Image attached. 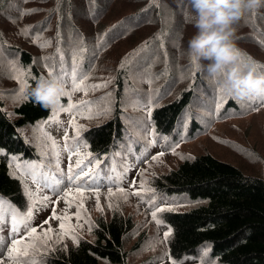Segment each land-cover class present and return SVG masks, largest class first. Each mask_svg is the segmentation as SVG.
<instances>
[{"label":"rangeland","instance_id":"obj_1","mask_svg":"<svg viewBox=\"0 0 264 264\" xmlns=\"http://www.w3.org/2000/svg\"><path fill=\"white\" fill-rule=\"evenodd\" d=\"M109 2V6L112 5L108 12L105 11L107 14L102 24L92 20L87 22L85 18L80 23L82 29L78 35L74 33L64 36L60 27L61 22L58 24L62 17L57 12V0H28V2L0 0V11L4 9V13L0 15L2 43L5 46L11 45L29 50L35 63L45 74H47V68L54 67L59 80L66 85L68 94L63 97L61 106L54 110L48 120L23 129L27 142L41 160L40 165L33 162L19 163L12 159L11 174L33 184L30 173L33 172V176L39 175V171L43 170L52 173L54 165L62 168L65 174L80 170L77 173L80 174V178L94 179L101 165L114 163L119 171L111 175L107 183H102L100 177L97 182H94L95 187L91 190L79 188L82 193L83 210L76 207L81 202V198L80 193L76 191L74 181L60 180L62 183L57 185L56 191L60 195L50 194L44 188L37 187L35 190L32 185L27 186V194L28 190H31L36 200L35 211L38 214L33 212L37 216L35 227H38L41 232L49 228L59 232L61 221L51 220L52 213L55 212L60 216H71L72 219L69 221L71 225H81L75 229L78 240L84 238L91 240L94 239L92 232L97 219L103 218L104 221H110L115 216H129L136 227L125 240L126 264H169L166 258L169 237L165 239L166 231L152 220V210L147 209L146 202H141L135 195H129L127 200L114 196L111 198L113 206L109 207V193L117 192V185L122 186L119 173L126 177L127 184L122 186L125 190H133V182L136 185L135 190H139L140 185L145 181L146 187L152 189V182L157 177L177 168L184 160L210 153L218 159L240 167L247 174L264 178V95L241 100L229 95L220 86L212 93L217 96L212 98L216 110L215 120L211 119L213 115L209 114L210 112H204L201 116L197 115L202 122L203 131H197L191 139L183 136V139L177 142L173 139L168 141L166 137L151 132L146 109L140 111L138 98L151 102L153 108L160 103L157 102L159 95L165 98L167 90L163 91L166 82L164 79L171 74L172 70L169 64L172 59L169 57L170 51L167 47L171 33L167 22L164 23L163 31L151 23L144 24L138 29L130 27L124 36L114 31V41L105 40L108 29L114 23L123 20L124 16L134 9L129 0H109ZM145 3L165 7L164 0H146ZM52 10L56 11V14L51 13ZM22 12L31 14L21 15ZM69 13L73 19L74 14L71 9ZM54 17L59 21L56 22ZM54 22L57 24L56 31ZM71 24L72 21H69L67 26ZM187 31L180 40L175 42L178 46L175 51L178 60L181 56V66L178 65L180 66L177 68L178 71H174L178 73L180 86L171 91V95L166 97V102L177 97L183 87L186 88L195 80V73L201 71L194 58L189 57L188 49L184 47L190 39V31ZM155 41L165 54L167 60L165 65L161 63L159 57L154 59L151 55H143L144 52L151 50ZM54 50H58L57 55L50 57ZM253 54L263 58L264 61L263 51L254 50ZM85 58L87 61L84 62ZM243 58L252 60L249 55H244ZM185 59H188V63H185ZM26 71L27 69L21 68L17 59L0 58V89H2L0 102H3V109L10 116L14 107L22 101L23 83L28 78ZM77 84L81 85L79 89L74 88ZM119 97L120 101H117ZM236 99L240 102L238 111L233 109L222 114L223 106ZM212 100L209 99V104ZM71 105H75L72 111H64ZM120 110L134 115L128 121L132 126L130 129L133 133L135 132L136 142L141 144L147 152L140 155L139 159L130 152L122 156L118 153L117 157L99 155L94 163L96 158L91 157L92 154L87 149L86 134L89 131L92 132L96 126L114 118L117 115L116 112ZM73 122L79 127V132L77 127L73 126ZM153 140L154 144L151 143ZM160 153L164 154L160 156ZM152 157H158V160ZM113 159L116 162H112ZM31 160H33L32 156ZM77 164L80 166L77 167ZM126 170H128L127 173H125ZM91 183L93 185V182ZM23 184L27 185L26 182ZM66 192L70 193L71 207L64 199ZM149 192L151 191H144L141 195L144 196ZM96 193L99 194L98 201ZM44 194H49L50 201H58V203L49 202L41 205L39 201ZM98 206H102L103 211L97 210ZM193 206L191 201L185 200L181 206L168 209L187 210ZM77 212H82V215L90 218L91 224L87 220H77ZM46 219L51 221L50 224H43ZM0 238L5 239L1 232ZM11 240L4 241L10 246ZM70 244L76 243L67 237L62 242L49 240L46 246L39 249L35 258L40 261L44 254L64 251ZM2 264H12V262L5 258ZM100 264L112 263L101 261ZM186 264H200V261L189 260ZM213 264L218 263L215 261Z\"/></svg>","mask_w":264,"mask_h":264},{"label":"trees","instance_id":"obj_2","mask_svg":"<svg viewBox=\"0 0 264 264\" xmlns=\"http://www.w3.org/2000/svg\"><path fill=\"white\" fill-rule=\"evenodd\" d=\"M145 1L129 0L134 6L133 11L108 29L105 40L114 41V31L124 36L130 27L138 29L144 24L154 23L163 31L164 23L167 22L171 33L167 47L170 51L169 57L173 61L168 62L172 70L164 79L166 82L163 91L166 89L167 94L164 99L159 95L157 102L160 103L152 109L149 122L156 133L177 139L185 131L190 133L199 130L202 122L197 115L201 116L204 112H210L212 115L215 113L212 98L217 96L212 93L217 91L220 85L218 82L213 83L203 71H198L190 85L183 87L177 97L166 102V97L171 95V91L180 86L178 73L174 72L181 66V56L178 60L175 52L178 46L175 42L180 40L187 30L190 31V38L195 32L190 16L191 9L187 6L186 0L185 5L180 7H177L176 0L171 2L164 0L165 7L146 4ZM109 3V0H57V12L62 19L60 21L58 18L54 19L56 22L59 21L58 24L61 22L60 27L64 36L74 33L78 35L82 29L80 23L83 19L98 24L104 22L107 14L105 11L108 12L112 5L109 6ZM70 9L74 14L73 19L70 17ZM5 10L7 11V8ZM1 13H4V9L0 11V15ZM51 13L56 14V11L52 10ZM69 21H72L70 28L67 26ZM236 28L237 47L243 57L249 55L252 59L244 60L245 63H254L264 72L263 58L253 54L254 50L264 53V8L256 14H249L236 25ZM184 47L187 49V45ZM57 53L58 50H54L50 57ZM143 55H151L154 59L159 57L163 65L167 61L157 41L151 50L144 52ZM0 58L17 59L21 68L27 69L28 78L23 83V98L12 110V116L3 109L4 104L0 102V149L6 152L0 157V193L16 205H22L27 202V197L21 181L11 175L7 159L10 156L16 157L19 161L29 160L31 156L33 159L37 158L32 146L26 143L23 129L43 122L50 117L53 110L45 111L34 106L28 94L37 79L52 77L50 71L55 68L49 69L47 74L43 73L29 50L5 46L1 38ZM191 61L189 58V62ZM185 63H188V59H185ZM118 76L122 77L120 74ZM209 99L212 100L211 104ZM117 101H120V97ZM239 104L238 99L229 101L222 110L225 113L233 109L238 111ZM130 128L127 130L119 116L96 126L87 136L90 151L93 154L104 155L116 149L115 145L118 142L122 145L129 144L128 137L133 135ZM153 182L155 189L164 194H180L195 205L189 210L164 212L163 221L171 229L169 257L172 260H179L185 255H195L205 249L210 251V255L218 264H264L263 177L247 174L228 161L218 159L210 153H203L184 160L177 168L157 177ZM131 225L130 218L122 216L114 217L110 222L99 221L95 231L96 239L83 240L75 247L69 246L64 251L49 254L45 256V264H99L100 261L126 264L124 240Z\"/></svg>","mask_w":264,"mask_h":264},{"label":"clouds","instance_id":"obj_3","mask_svg":"<svg viewBox=\"0 0 264 264\" xmlns=\"http://www.w3.org/2000/svg\"><path fill=\"white\" fill-rule=\"evenodd\" d=\"M195 29L188 40L190 57L199 70L219 83L229 95L250 99L264 95V72L254 63H245L237 47L236 25L249 14L264 8V0H186ZM177 7L185 0H176ZM34 106L45 111L59 108L66 85L55 77H41L29 91Z\"/></svg>","mask_w":264,"mask_h":264},{"label":"snow or ice","instance_id":"obj_4","mask_svg":"<svg viewBox=\"0 0 264 264\" xmlns=\"http://www.w3.org/2000/svg\"><path fill=\"white\" fill-rule=\"evenodd\" d=\"M24 2H28V0H24ZM31 13H21V15H26ZM81 85L77 84L74 86L75 89H79ZM99 87V86H94ZM66 95H68L66 93ZM70 98V97H69ZM73 108H75V105H71L68 108H65L64 111H72ZM150 114V113H149ZM91 118V117H89ZM73 126L77 127V131L79 132V127L73 122ZM67 139V137L65 138ZM151 143H155V141H151ZM164 153H160L159 155L162 156ZM184 158V157H181ZM191 158V157H188ZM152 159L158 160V157H152ZM80 165L77 164V167ZM143 175V173H141ZM80 174H76L75 176H69L67 179L69 181H76L79 180ZM55 183L58 185L62 183L60 180H56ZM118 191L117 192H110L109 193V207H112L111 198L114 196L119 197L120 199L127 200L129 195H135L141 200H143V196L141 195L144 191H153L150 188L146 187V181L140 185L139 190H135L136 185L135 182L132 183V189L131 191L125 190L122 186L117 185ZM76 191L80 193L81 202L76 205V207L83 210L84 206L82 203V193L80 192L79 187H77ZM56 195H60L59 192H56ZM28 196L29 199L33 201L32 204V210H28L26 213H19L18 210H16L17 214L19 216L24 217L23 227L24 231L27 233L26 236L21 235L19 238H17V233L20 232V222L17 220V216L14 215L11 217V228L10 231L12 233L13 239L11 240L10 246L8 243H6L2 238H0V264H2V261L7 258L12 262V264H42L41 261H38L35 257L37 253L39 252V249L41 247H44L47 245V242L49 240H55L56 242H62L64 238H70L73 240L74 243L78 244L79 240L75 234L76 227H80L81 225L73 226L69 223V221L72 219L71 216H60L57 215L55 212L52 213L51 220H58L61 221L60 223V230L59 232H56V230H53L49 228L47 231H39L38 227H34L31 225V220L33 217V210L36 208V200L34 198V194L31 190H28ZM70 193L66 192L64 193V199L68 203V205L72 206V199L69 198ZM97 201L99 200V194L96 193ZM49 202L58 203V201H50L49 197H43L39 203L41 205H46ZM97 210L103 211L102 206H98ZM171 209H164L160 208L158 205H154L153 209L151 211L152 220L157 225H162L163 221L159 218L158 213H161L163 211H168ZM76 219L77 220H87L89 224H91V220L88 217H85L82 215V212L76 213ZM9 222L8 218L4 214V210L0 209V231L3 230V225ZM50 220L43 221V224H50ZM165 239H167L171 232L170 230L168 232H165ZM5 253L7 256L5 257Z\"/></svg>","mask_w":264,"mask_h":264}]
</instances>
